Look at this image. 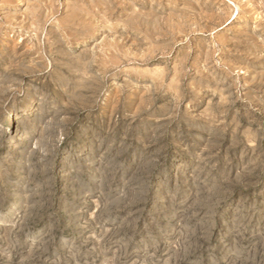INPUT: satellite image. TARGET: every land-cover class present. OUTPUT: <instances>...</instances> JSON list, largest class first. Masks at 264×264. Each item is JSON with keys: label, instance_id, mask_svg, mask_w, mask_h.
I'll return each instance as SVG.
<instances>
[{"label": "rangeland", "instance_id": "1", "mask_svg": "<svg viewBox=\"0 0 264 264\" xmlns=\"http://www.w3.org/2000/svg\"><path fill=\"white\" fill-rule=\"evenodd\" d=\"M0 264H264V0H0Z\"/></svg>", "mask_w": 264, "mask_h": 264}, {"label": "bare ground", "instance_id": "2", "mask_svg": "<svg viewBox=\"0 0 264 264\" xmlns=\"http://www.w3.org/2000/svg\"><path fill=\"white\" fill-rule=\"evenodd\" d=\"M20 1H21V0H20ZM10 3H11V2H10ZM110 3H111V2H110ZM7 4H8V3H7ZM74 4H75V3H74ZM9 5H10V4H9ZM77 6H78V5H77ZM93 7H94V6H93ZM133 7H134V6H133ZM110 8H111V7H110ZM100 10H102V9H100ZM138 11H139V10H138ZM109 12H110V11H109ZM33 13H34V12H33ZM75 14H76V13H75ZM88 14H89V13H88ZM91 14H92V13H91ZM91 14H90V15H91ZM37 15H38V14H37ZM44 15H45V14H44ZM137 15H138V14H137ZM74 16H76V15H74ZM85 16H86V15H85ZM141 16H142V15H141ZM76 17H78V16H76ZM88 17H89V16H88ZM88 17H87V18H88ZM102 17H103V16H102ZM84 18H85V17H84ZM84 20H85V19H84ZM84 20H83V21H84ZM32 21H33V20H32ZM86 21H87V20H86ZM43 24H44V23H43ZM66 25H67V24H66ZM110 25H111V24H110ZM144 25H145V24H144ZM77 26H78V25H77ZM86 26H87V25H86ZM92 26H93V25H92ZM142 26H143V25H142ZM160 26H161V25H160ZM92 28H93V27H92ZM66 29H67V28H66ZM89 29H90V28H89ZM136 29H137V28H136ZM75 30H76V29H75ZM94 30H95V29H94ZM94 30H92V31H94ZM69 31H70V30H69ZM95 31H96V30H95ZM56 33H57V32H56ZM91 33H92V32H91ZM91 33H90V34H91ZM85 34H86V33H85ZM85 34H84V35H85ZM93 34H94V33H93ZM58 35H59V34H58ZM71 35H72V34H71ZM74 35H75V34H74ZM79 35H80V34H79ZM87 35H88V34H87ZM63 36H64V35H63ZM67 36H68V35H67ZM91 36H92V35H91ZM37 37H38V35H37ZM60 37H61V36H60ZM47 38H48V37H47ZM49 38H50V36H49ZM58 38H59V37H58ZM58 38H57V39H58ZM70 38H71V37H70ZM82 38H85V37H82ZM73 39H75V38H73ZM58 40H59V39H58ZM58 40H57V41H58ZM60 40H61V39H60ZM60 40H59V42H61ZM78 40H81V39H78ZM78 40H77V41H78ZM59 42H58V43H59ZM71 42H72V41H71ZM78 42H79V41H78ZM56 43H57V42H56ZM72 43H73V42H72ZM50 46H51V45H50ZM59 46H60V45H59ZM111 46H112V45H111ZM51 48H52V47H51ZM58 48H59V47H58ZM66 48H67V47H66ZM58 50H59V49H58ZM115 50H116V49H115ZM58 52H59V51H58ZM31 53H32V52H31ZM106 54H107V53H106ZM50 59H51V58H50ZM57 59H58V58H57ZM55 60H56V59H55ZM82 71H83V70H82ZM84 73H85V70H84Z\"/></svg>", "mask_w": 264, "mask_h": 264}]
</instances>
